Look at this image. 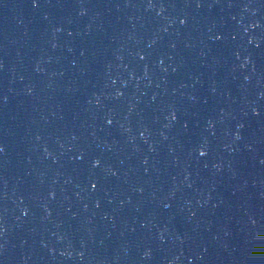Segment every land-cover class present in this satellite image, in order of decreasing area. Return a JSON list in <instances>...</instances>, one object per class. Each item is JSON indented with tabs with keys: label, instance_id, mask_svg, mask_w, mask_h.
<instances>
[{
	"label": "water",
	"instance_id": "obj_1",
	"mask_svg": "<svg viewBox=\"0 0 264 264\" xmlns=\"http://www.w3.org/2000/svg\"><path fill=\"white\" fill-rule=\"evenodd\" d=\"M0 264H264V0H0Z\"/></svg>",
	"mask_w": 264,
	"mask_h": 264
}]
</instances>
